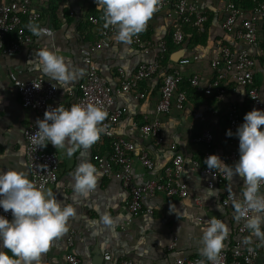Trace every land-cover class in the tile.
<instances>
[{
  "label": "crops",
  "instance_id": "1",
  "mask_svg": "<svg viewBox=\"0 0 264 264\" xmlns=\"http://www.w3.org/2000/svg\"><path fill=\"white\" fill-rule=\"evenodd\" d=\"M32 1L33 8L42 13L41 20L37 23L46 29V33L41 37L32 34V41L23 45L21 51L16 54L0 55V169L5 172L7 170L23 172L29 179L24 129L29 122L37 121L38 118L32 110L22 106L14 80H27L39 76L50 80V77L39 70L36 53L44 48L59 49V54L65 57L67 63L78 66L84 72L81 78L68 86V90L76 87L84 79L86 68L80 49L83 45L92 43L91 40L96 41L100 37L98 26H91L88 31H84L87 11L89 8L98 10L96 0ZM226 1L199 0L202 9L209 16L207 39L191 45L192 39L188 37L184 43L170 52L169 67L180 68L187 83L194 74L199 76L203 84L212 80L211 62L219 55L222 44L229 45L235 51L251 48L236 39L233 33L224 30ZM246 10L248 13L251 12V9ZM168 12L169 9L155 12L149 20L151 39L156 45L171 30ZM257 26L262 33L264 20L259 19ZM151 50L146 53L133 45L132 41L118 42L112 37L110 45L97 55L95 62L109 84L117 87L120 84L118 68H123L127 74L133 73L139 63L154 54L155 48ZM195 56H198V59H194ZM186 57L191 59L187 65L180 66L178 61H175L176 58ZM166 70L140 83L137 91L144 92L146 95L144 98H137L135 94L137 91L116 97V106L125 108L126 112L116 126L115 132L132 140L137 149L149 150L154 159L153 171L146 170L138 162L135 163L133 178L136 184L145 183L162 172L173 156L168 144L177 143L179 152L186 157L182 179L188 183L192 193L202 197V204H196L191 197L167 199L157 196L148 199L140 213L132 215L127 206L128 191L122 187L120 178L101 174L96 189L87 197L82 196L74 189L73 173L81 161L87 160L94 164V150L102 145L97 142L90 149L77 151L68 158L64 149L57 150L49 143V149L64 161L59 182L51 190L57 195L58 200L66 205H72L76 209V215L69 220L68 232L53 241L49 251L43 255L41 264H64L67 254L71 251L80 257L82 264H117L121 259H132L135 264H173L177 256L201 255V228L210 218L215 217L224 222L229 229L228 235L235 232L240 221L234 218L233 205L224 207L221 200L228 188L240 193L244 187L243 179L237 175L232 179L228 178L225 184L215 189L207 188L204 177L193 167V161L202 160L203 152L199 144L192 142V138L208 127L215 135L213 149L219 155L231 150L239 153V138L226 135L228 131L226 111L230 104H237L244 120L245 114L254 108L245 93L233 81H228L227 92L222 101H217L213 96L202 92L186 90L187 101L183 109L172 106L168 113L158 116L163 125L166 142L164 145H157L151 138L143 135L139 127L146 116L150 118L157 116L156 104ZM255 81L264 101V58L258 59ZM57 85L63 93L64 88ZM133 124L137 127L131 130ZM106 214L113 220L111 225H105L101 220ZM129 219L130 224L125 225ZM262 228L264 230V226ZM71 232L74 234L75 242L72 248L68 245ZM175 239L177 246L170 249L169 245ZM250 241L261 242L259 264H264V241L256 240L254 237H250ZM226 244L225 238L224 246ZM0 251L8 250L0 247ZM106 253L112 256L108 262L104 259Z\"/></svg>",
  "mask_w": 264,
  "mask_h": 264
},
{
  "label": "built area",
  "instance_id": "2",
  "mask_svg": "<svg viewBox=\"0 0 264 264\" xmlns=\"http://www.w3.org/2000/svg\"><path fill=\"white\" fill-rule=\"evenodd\" d=\"M167 9H169L170 27L174 30L173 44L181 45L184 43L183 28L187 24H192L200 31L205 30V24L208 22L209 16L202 9L199 0H158L156 12ZM250 11L248 13L246 8L238 5L234 0L226 1L224 30L233 33L236 39L243 41L251 48L235 51L229 45L222 44L219 55L211 62L212 80L203 84L199 76L194 74L190 78V82L198 92L213 96L217 101H222L227 92L228 81H233L245 93L254 109L264 110L261 91L255 83V67L258 59L264 58V29L260 33L257 26L259 19L264 20V2L258 3ZM41 16L42 13L33 8L32 0H0V55L16 54L21 51L23 45L30 43L33 36L28 30L27 24L29 21L39 22ZM25 21L26 24H24ZM89 21L100 28V37L81 48V55L86 65L84 79L76 87L63 93L57 83L45 80L41 76L27 80L16 79L14 84L19 91L22 106L32 110L38 119H43L45 111L50 107L55 108L61 104L65 108H70L73 104L86 105L92 103L106 111L107 118L100 125L103 131L98 144L101 146L110 140L112 150L104 154H94L93 162L101 176L120 178L122 187L128 191L127 206L132 215L140 213L144 208V203L148 199L157 196L167 199L191 197L196 204H202V197L192 193L188 183L182 179L186 168V157L179 152L177 143L168 144V147L173 151V156L164 170L145 183L136 184L133 178L135 163L138 162L146 170L153 171L155 167L154 159L149 150L137 149L132 140L117 135L115 132L116 126L126 112L125 108L116 106V97L133 94L138 90L141 82L159 73L161 60L168 53L166 39H161L156 45L151 39V26L148 21L146 29L133 37L132 44L146 53L155 48L154 54L139 63L136 70L131 74H127L123 68H118L120 84L117 87H112L107 78L101 74L95 58L101 54L104 48L110 45L115 28L109 27L106 29L103 27L105 23L103 13L100 17H89ZM11 34H13L12 37ZM194 59H198V56H195ZM190 62L191 59L188 57L178 60L180 66L187 65ZM182 81L183 75L180 68H174L173 72L166 76L162 82L160 97L156 104L157 116L154 118L146 116L143 124L139 127L141 133L151 138L157 145H164L166 142L163 125L158 116L168 113L172 106L183 109L187 101V92L180 88ZM53 85L56 87H53ZM135 94L140 99L146 96L144 92L138 93L137 91ZM226 117L228 130L233 132L244 122L237 104L228 106ZM35 122H29L24 129L30 180L37 187L43 186L45 190L53 189L59 182L64 161L57 153L49 149V144L44 148H39L36 145L34 142V133L37 130ZM136 127L137 125L133 124L131 130ZM261 127L264 129V126ZM214 141L215 135L208 127H205L198 136L192 138V142L199 144L203 152L202 162L199 160L193 161V167L200 171L205 179V185L209 189H215L225 184L228 178L218 171L214 174V170H209L204 164V160L208 156L216 154L225 163L234 165L239 159V153L236 150L219 155L213 149ZM261 191L264 192V187ZM242 192L243 190L236 193L228 188L221 200L222 205L229 207L233 205V201L242 202ZM0 215L12 219L11 210L5 213L3 209H0ZM200 220L202 219L200 218ZM129 224L130 219L125 222V225ZM230 234L226 237L227 244L221 250L217 258V264H259L261 242L250 241L248 244L244 243L250 232L245 228L243 219L236 226L233 235ZM68 245L71 248L75 245L73 232L68 237ZM176 246L177 241L175 239L169 245V248L173 249ZM104 259L108 262L112 259V256L106 253ZM202 262L203 264H211L201 255L195 257L177 256L173 264H202ZM64 264H82V261L76 253L71 251L67 254ZM117 264L135 263L132 259H121Z\"/></svg>",
  "mask_w": 264,
  "mask_h": 264
},
{
  "label": "clouds",
  "instance_id": "3",
  "mask_svg": "<svg viewBox=\"0 0 264 264\" xmlns=\"http://www.w3.org/2000/svg\"><path fill=\"white\" fill-rule=\"evenodd\" d=\"M96 2L97 9L103 12V27L115 28L113 39L126 43H131L134 36L146 29L158 4V0ZM27 28L36 37L46 33V29L32 21L28 22ZM36 57L39 70L61 85L65 92L84 75L81 68L66 62L59 49L44 48L36 53ZM106 118L107 112L92 103L73 104L70 108L62 104L50 107L44 118L35 122L34 142L39 148L51 143L57 150L64 149L71 158L77 151L88 150L99 141L103 131L100 125ZM261 126H264V110L253 109L246 113L244 122L235 132H226L229 137L239 138L238 161L229 165L213 154L204 160V164L214 170V174L218 171L229 179L237 175L243 179V200L233 201L234 218L244 220L250 237L264 241V192L261 191L264 187V129ZM99 178L93 163L81 161L73 173L74 189L87 197L96 189ZM0 209L5 213L11 210L12 214L11 220L0 215V247L8 250L0 251V264H41L43 255L54 240L68 232L69 220L76 215V209L58 200L51 189L37 187L25 173L16 170L5 172L0 169ZM101 220L105 225L113 223L107 214ZM201 231L200 253L211 264H217L229 229L220 219L212 217L205 221ZM250 237L245 238V244L250 243Z\"/></svg>",
  "mask_w": 264,
  "mask_h": 264
},
{
  "label": "trees",
  "instance_id": "4",
  "mask_svg": "<svg viewBox=\"0 0 264 264\" xmlns=\"http://www.w3.org/2000/svg\"><path fill=\"white\" fill-rule=\"evenodd\" d=\"M234 1H236L238 5L243 6L246 9H252L258 3L264 2V0H240V1L234 0ZM102 13L103 12L100 11V10L89 8V10L87 11V15L84 18L85 26H86L84 31H88V29H90L91 26L92 27L94 26L93 23L89 21V17H92V16L100 17L102 15ZM67 15L69 16V13H67ZM24 24H26V21L24 22ZM208 30H209V21L205 24V30L204 31H200L197 27H194L192 24H187L183 28L184 41L188 37H190L192 39V41L190 43L191 45L196 44L198 42H204L205 38L207 39V37H208ZM173 33H174V30L171 29L168 32L167 36L165 37V39H166V41L168 43V53L161 60V69H160V71L163 72L165 69H167L166 70V76H168L169 74H171L173 72V68L169 67V65H170L169 64L170 52H172L178 46V45L173 44V41H172ZM12 35L13 34H11L10 36L12 37ZM146 35H148V34H146ZM91 41L93 42L95 40H91ZM83 46H87V44H85ZM80 52H81V49H80ZM256 85H257V83H256ZM180 88L182 90H185V91L188 90V92L192 91V92L196 93V91H197L195 88L192 87L190 80L187 83L186 81H184V78H183V81L181 82ZM104 145H102V147L97 146L96 150H94V154H96V153L104 154L105 152L112 150V142L110 140L105 142Z\"/></svg>",
  "mask_w": 264,
  "mask_h": 264
},
{
  "label": "water",
  "instance_id": "5",
  "mask_svg": "<svg viewBox=\"0 0 264 264\" xmlns=\"http://www.w3.org/2000/svg\"><path fill=\"white\" fill-rule=\"evenodd\" d=\"M178 60H179V59H177V58L175 59V61H178Z\"/></svg>",
  "mask_w": 264,
  "mask_h": 264
}]
</instances>
